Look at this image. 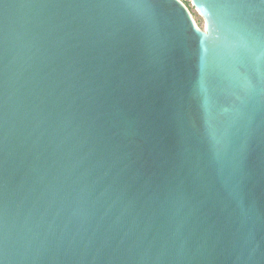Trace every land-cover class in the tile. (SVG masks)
<instances>
[{"label":"water","instance_id":"water-1","mask_svg":"<svg viewBox=\"0 0 264 264\" xmlns=\"http://www.w3.org/2000/svg\"><path fill=\"white\" fill-rule=\"evenodd\" d=\"M192 2L0 4L4 264H264L260 21Z\"/></svg>","mask_w":264,"mask_h":264},{"label":"snow or ice","instance_id":"snow-or-ice-1","mask_svg":"<svg viewBox=\"0 0 264 264\" xmlns=\"http://www.w3.org/2000/svg\"><path fill=\"white\" fill-rule=\"evenodd\" d=\"M120 2L126 3L127 0H120ZM3 3L4 0H0V4ZM208 4L219 14V22L209 16L208 31L217 33L222 24L234 30L254 27L259 18L261 37L264 38V0H208ZM2 211V206H0V213ZM5 249L6 235L0 231V257L5 255ZM0 264H4L3 259H0Z\"/></svg>","mask_w":264,"mask_h":264},{"label":"rangeland","instance_id":"rangeland-1","mask_svg":"<svg viewBox=\"0 0 264 264\" xmlns=\"http://www.w3.org/2000/svg\"><path fill=\"white\" fill-rule=\"evenodd\" d=\"M185 5L188 7L194 21L196 22V24L202 29V30H206L207 24L202 16V14L200 13V11L195 7V5L193 4L192 0H182Z\"/></svg>","mask_w":264,"mask_h":264}]
</instances>
